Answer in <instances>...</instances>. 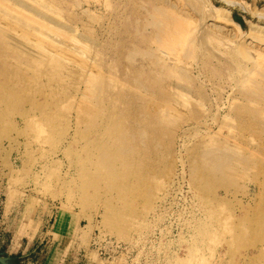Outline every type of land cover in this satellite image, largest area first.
<instances>
[{
	"label": "rangeland",
	"instance_id": "374dc122",
	"mask_svg": "<svg viewBox=\"0 0 264 264\" xmlns=\"http://www.w3.org/2000/svg\"><path fill=\"white\" fill-rule=\"evenodd\" d=\"M228 1L0 0V254L264 264V0Z\"/></svg>",
	"mask_w": 264,
	"mask_h": 264
},
{
	"label": "bare ground",
	"instance_id": "6f19581e",
	"mask_svg": "<svg viewBox=\"0 0 264 264\" xmlns=\"http://www.w3.org/2000/svg\"><path fill=\"white\" fill-rule=\"evenodd\" d=\"M192 1H194V0H191V2ZM200 1V0H199ZM225 1V0H224ZM226 2H227V4H234V2H230V1H228V0H226ZM195 3H198V2H194V5L193 6H195L196 4ZM186 4H189L188 2L186 3ZM191 4V3H190ZM205 6H207V8H208V11L210 12V14L212 15L211 17L213 18V21L215 22V23H217V24H219V23H221V25L223 24V25H225V26H227V27H236L237 28V30H238V24L232 19V17H231V15H230V12L229 11H227V10H225V9H221V8H218V7H213V6H211L210 4L209 5H205ZM248 10V9H247ZM208 14V13H207ZM209 14V15H210ZM208 17V16H207ZM223 18V19H222ZM261 18V17H260ZM167 25H168V22H167ZM177 25V24H176ZM175 24H174V22H173V24L171 25V27H175V28H177L178 26H176ZM166 28H168L167 26H166ZM170 28V27H169ZM169 28L168 29H165L166 31H165V35L167 34V33H169L168 32V30H169ZM174 28V29H175ZM179 28V27H178ZM170 30H171V28H170ZM196 30H197V28H196ZM161 31V30H160ZM172 31H173V29H172ZM194 31H195V29H194ZM167 32V33H166ZM238 33V32H237ZM249 34H247L248 36H249V39H257V40H259V41H261V42H263L262 44H264V27H257V26H254V25H251L250 26V28H249V32H248ZM162 34H164V32L162 33ZM171 34V33H170ZM172 35V34H171ZM171 35H167V38L165 39L166 41H164V42H169L168 40H170L171 41V39L170 38H172V37H168V36H171ZM162 37H164V35L162 36ZM162 37H159V38H157L158 40L157 41H160L161 43H162V45H163V43L164 42H162L163 40V38ZM166 37V36H165ZM162 38V39H161ZM169 38V39H168ZM162 40V41H161ZM192 42H193V40H192ZM194 43V42H193ZM158 51H162L163 52V50L161 49V50H158ZM164 52H166V51H164ZM160 58V57H159ZM181 58V57H180ZM158 61H159V59H157ZM178 60V59H177ZM157 61V62H158ZM160 62V61H159ZM177 91H179V90H177ZM249 92H251V90L249 91ZM254 92V91H253ZM176 93V92H175ZM179 94V93H178ZM178 94H175L176 96L178 95ZM251 94V93H250ZM179 96V98H180V95H178ZM182 96V95H181ZM184 97V96H183ZM186 97V96H185ZM186 99V98H185ZM185 101V100H184ZM183 101V102H184ZM186 102V101H185ZM216 155V154H215ZM223 154H221L220 156H219V158H221V156H222ZM210 156H212V155H210ZM209 156V157H210ZM225 157V156H224ZM222 158H223V156H222ZM214 159H215V157H214ZM220 160V159H219Z\"/></svg>",
	"mask_w": 264,
	"mask_h": 264
},
{
	"label": "crops",
	"instance_id": "0c3cea01",
	"mask_svg": "<svg viewBox=\"0 0 264 264\" xmlns=\"http://www.w3.org/2000/svg\"><path fill=\"white\" fill-rule=\"evenodd\" d=\"M9 243L6 247V250L4 253L0 254V257H3V258H7L8 260V264L11 263V261H13V264H16V262L21 258L22 261H26L25 259L27 258H30V252L29 251H22L21 253H15L17 252V250L14 249L15 245V240H14V237L10 240H8ZM45 263V262H44ZM58 264V263H56ZM66 264H69V262H66ZM76 264H84V262L82 263H76Z\"/></svg>",
	"mask_w": 264,
	"mask_h": 264
},
{
	"label": "water",
	"instance_id": "95a60500",
	"mask_svg": "<svg viewBox=\"0 0 264 264\" xmlns=\"http://www.w3.org/2000/svg\"><path fill=\"white\" fill-rule=\"evenodd\" d=\"M0 264H8L7 258L0 257Z\"/></svg>",
	"mask_w": 264,
	"mask_h": 264
}]
</instances>
